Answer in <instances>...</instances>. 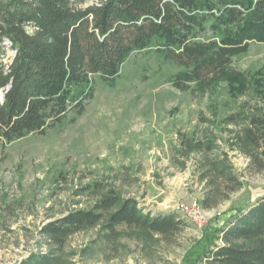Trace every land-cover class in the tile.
I'll return each mask as SVG.
<instances>
[{
	"label": "rangeland",
	"instance_id": "rangeland-1",
	"mask_svg": "<svg viewBox=\"0 0 264 264\" xmlns=\"http://www.w3.org/2000/svg\"><path fill=\"white\" fill-rule=\"evenodd\" d=\"M179 70L152 50L135 52L116 86L97 81L81 117L0 142V264H195L236 210L264 199V169L232 149L247 123L264 117V43L234 57L209 89L175 88L169 81ZM196 142L212 151H190ZM207 156L225 157L244 185L212 209L201 206ZM108 189L154 214L177 213L188 226L166 241L127 226L111 235L101 224L63 250L42 234L47 223L94 207Z\"/></svg>",
	"mask_w": 264,
	"mask_h": 264
},
{
	"label": "trees",
	"instance_id": "trees-1",
	"mask_svg": "<svg viewBox=\"0 0 264 264\" xmlns=\"http://www.w3.org/2000/svg\"><path fill=\"white\" fill-rule=\"evenodd\" d=\"M252 43H264V0H0V142L44 134L71 113L81 117L97 81L116 86L135 52L152 50L180 67L169 81L175 88L205 90ZM232 146L263 170L264 117H253ZM200 167L204 209L244 186L225 157L207 156ZM101 224L111 235L127 226L166 241L188 226L177 213L154 214L108 189L94 207L47 223L42 234L63 250ZM217 239L195 264H264V199L236 210Z\"/></svg>",
	"mask_w": 264,
	"mask_h": 264
},
{
	"label": "water",
	"instance_id": "water-1",
	"mask_svg": "<svg viewBox=\"0 0 264 264\" xmlns=\"http://www.w3.org/2000/svg\"><path fill=\"white\" fill-rule=\"evenodd\" d=\"M0 99H1V100L3 99V94H1Z\"/></svg>",
	"mask_w": 264,
	"mask_h": 264
}]
</instances>
